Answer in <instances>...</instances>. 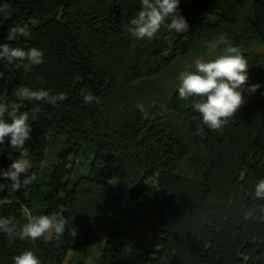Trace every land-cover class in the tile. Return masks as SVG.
I'll return each mask as SVG.
<instances>
[{"label":"trees","instance_id":"obj_1","mask_svg":"<svg viewBox=\"0 0 264 264\" xmlns=\"http://www.w3.org/2000/svg\"><path fill=\"white\" fill-rule=\"evenodd\" d=\"M5 2L12 16L0 23V43L44 56L28 70L0 60V103L30 115L39 108L25 143L37 179L0 191L11 201L0 217L14 218L19 231L30 215L63 216L69 229L59 240L0 232V264L25 250L41 264H65L70 251L105 239L98 264H264V201L254 195L264 178V0H180L188 31L161 27L151 41L127 31L140 0ZM16 25L28 35L9 39ZM221 34L248 61L246 87H260L245 91V103L214 132L192 108L196 97L179 98L178 76L194 71V58L221 54L223 45L207 48ZM20 86L68 98L27 101L13 94ZM82 90L100 102L84 103ZM20 151L0 145V169Z\"/></svg>","mask_w":264,"mask_h":264},{"label":"clouds","instance_id":"obj_2","mask_svg":"<svg viewBox=\"0 0 264 264\" xmlns=\"http://www.w3.org/2000/svg\"><path fill=\"white\" fill-rule=\"evenodd\" d=\"M140 10L133 16L127 26L128 33L139 40L151 41L161 27L177 33L187 32L189 25L186 19L179 14L180 0H140ZM12 16L11 3L0 4V23L10 19ZM170 22H167L169 21ZM9 39L15 36H27L28 32L23 26H13L9 30ZM223 45L222 53L213 59L204 60L197 58L194 61V71H183L179 74V98L188 100L196 97L192 108L202 117V125L211 131H219L227 125L240 107L245 103L244 93H255L259 84L247 86L248 61L240 52L239 48L233 46L228 39L221 34L217 39L208 42L209 54L215 53ZM44 53L42 50L32 47L27 50L21 47H12L9 43H0V60L14 64L17 69H30L43 63ZM3 73H0V79ZM13 94L27 101H43L49 105L56 106L65 101L67 93L52 94L45 89L32 90L26 86L14 89ZM84 103H99V98L82 90ZM136 107L144 118L149 113L144 104ZM39 108H33L31 115L28 111L19 112L16 105L0 103V145L8 140L13 150L19 149V157L12 159L7 170L0 169V178L10 181V184L0 183V191L5 188L15 193L36 181L37 174L31 171L32 164L29 151L25 147L26 141L31 139V123L36 120ZM31 121V122H30ZM198 127L197 135L204 134V127ZM24 175L21 180V175ZM254 195L257 200L264 201V178L260 179L254 187ZM11 203L7 198L0 199V205ZM251 217V212L245 214V219ZM69 229V221L63 216L30 215L27 222L17 231L14 218L0 217V232L6 234L10 239H31L33 241L53 236L59 240ZM70 234L76 236L77 230L70 228ZM14 264H41L40 259L31 250H25L14 256Z\"/></svg>","mask_w":264,"mask_h":264},{"label":"rangeland","instance_id":"obj_3","mask_svg":"<svg viewBox=\"0 0 264 264\" xmlns=\"http://www.w3.org/2000/svg\"><path fill=\"white\" fill-rule=\"evenodd\" d=\"M197 58H194V61ZM154 179L147 180L146 181V195L147 197H151L154 192H156L155 184H154ZM154 184V185H153ZM124 237V230L123 228L119 229V237L117 238L118 244L117 246L120 245V242H122ZM107 244V240H102L97 243L91 244L79 251H70L67 260L65 264H98V261L101 259L102 254L105 250Z\"/></svg>","mask_w":264,"mask_h":264}]
</instances>
